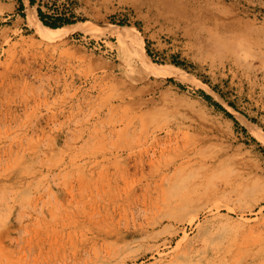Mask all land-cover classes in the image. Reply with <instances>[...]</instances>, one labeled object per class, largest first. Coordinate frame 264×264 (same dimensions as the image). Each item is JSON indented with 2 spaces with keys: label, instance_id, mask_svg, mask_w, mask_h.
Here are the masks:
<instances>
[{
  "label": "rangeland",
  "instance_id": "374dc122",
  "mask_svg": "<svg viewBox=\"0 0 264 264\" xmlns=\"http://www.w3.org/2000/svg\"><path fill=\"white\" fill-rule=\"evenodd\" d=\"M0 264H264V0H0Z\"/></svg>",
  "mask_w": 264,
  "mask_h": 264
},
{
  "label": "bare ground",
  "instance_id": "6f19581e",
  "mask_svg": "<svg viewBox=\"0 0 264 264\" xmlns=\"http://www.w3.org/2000/svg\"><path fill=\"white\" fill-rule=\"evenodd\" d=\"M34 12H35L34 9H32V11L29 12L27 21L29 22L30 26L33 28V30L36 32V34L39 37L50 38V37L55 36L61 30V27L52 28V27L43 25L38 20L36 14ZM107 29L110 31V33L115 34L119 40H121V41H127L128 40L131 42V44H133V46L136 45V34L132 30L125 29L123 27H118L115 25L107 27ZM158 69H160V67L156 66V67H151V68L147 69V71L148 72H155ZM163 70H165V69H163ZM181 171H183V170L181 169Z\"/></svg>",
  "mask_w": 264,
  "mask_h": 264
},
{
  "label": "trees",
  "instance_id": "16d2710c",
  "mask_svg": "<svg viewBox=\"0 0 264 264\" xmlns=\"http://www.w3.org/2000/svg\"><path fill=\"white\" fill-rule=\"evenodd\" d=\"M29 3L32 4L33 0H29ZM21 5L22 4L20 2V7ZM37 14L44 25L52 27V28L61 26L62 24H65V23H70V20L68 18H62V17L54 18L52 21L45 20L44 13L40 9L37 10Z\"/></svg>",
  "mask_w": 264,
  "mask_h": 264
},
{
  "label": "crops",
  "instance_id": "0c3cea01",
  "mask_svg": "<svg viewBox=\"0 0 264 264\" xmlns=\"http://www.w3.org/2000/svg\"><path fill=\"white\" fill-rule=\"evenodd\" d=\"M28 3H29V0H28Z\"/></svg>",
  "mask_w": 264,
  "mask_h": 264
}]
</instances>
